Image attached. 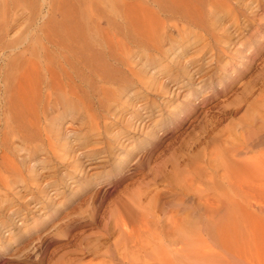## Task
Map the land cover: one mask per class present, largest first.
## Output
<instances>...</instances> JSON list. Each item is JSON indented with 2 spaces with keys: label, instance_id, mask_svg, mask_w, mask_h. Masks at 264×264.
I'll list each match as a JSON object with an SVG mask.
<instances>
[{
  "label": "rangeland",
  "instance_id": "rangeland-1",
  "mask_svg": "<svg viewBox=\"0 0 264 264\" xmlns=\"http://www.w3.org/2000/svg\"><path fill=\"white\" fill-rule=\"evenodd\" d=\"M28 1L0 8V72L58 62L89 108L62 97L45 106L46 130L70 144L26 151L41 186L0 201V264H264V193L197 179L264 120V0H238L234 19L208 6L216 0H194L191 34L143 28L144 4L163 17L154 0ZM57 22H80L84 38L64 40L56 32L76 30ZM131 149L143 167L118 183L115 160ZM82 162L84 174L73 173Z\"/></svg>",
  "mask_w": 264,
  "mask_h": 264
},
{
  "label": "bare ground",
  "instance_id": "bare-ground-1",
  "mask_svg": "<svg viewBox=\"0 0 264 264\" xmlns=\"http://www.w3.org/2000/svg\"><path fill=\"white\" fill-rule=\"evenodd\" d=\"M5 1L1 0L0 8L3 7ZM154 2L158 4L159 12H163V17L160 19L157 12L151 10L144 4L141 16L138 19L143 28H152L150 31L152 34L172 30L177 31L179 34H184L185 32L191 34L193 28L199 26L195 10H192L194 0L190 1L191 9L182 6L180 0H154ZM238 3V0H216L210 2L208 6L210 8L219 6L224 10L223 14L225 16L234 19ZM153 6L157 5L153 3ZM61 13L64 18H67L68 13H72V10L71 8H64L61 10ZM70 26L73 27L70 28ZM63 27L69 30H76L73 33L56 32L61 38L64 39L65 37L64 40L69 41L80 37L84 38V32L81 31L82 26L80 22L67 26L57 22L56 28L63 29ZM143 34L147 36L145 30ZM14 62L15 64L13 66L16 65L17 61ZM51 62H38L34 59H26L20 62L21 64L18 65L17 69L11 66L3 72H0V82L2 83L0 86L1 203H6L9 193L18 190L22 186L24 190L30 191H33L32 186H35L37 189L41 186L36 177H40L41 174L38 173L39 171L35 168L34 164L30 165L31 163H28L26 165L24 162L29 155L26 151L46 149L49 153H52L57 148L65 151L70 144L63 137L59 138V132L55 125L52 126L51 130L48 127L46 130L43 118L45 106L53 98L62 97L73 104L89 108L86 91L82 88L81 84H77L75 73L65 69L58 62ZM138 65L139 63L135 62V67ZM106 67L107 65L103 64L98 66L97 69L101 71ZM128 73L132 76L133 70H129ZM1 95L4 97L1 98ZM86 112L90 119L95 117L92 110ZM178 116L181 115L177 114L175 117L177 118ZM169 123L172 124V120ZM172 126L177 128L175 123ZM253 135L254 137L250 140L240 144V149H236L235 151L233 149L231 153L229 152L231 156L228 159H224L221 162L220 160L222 158L220 157L219 162H214V165L210 164L212 167L210 175L203 174L198 176L197 179L203 181L204 177L209 176V180H217L219 187L225 186L228 190L264 193V153L259 154V156L257 154H251L250 157L249 155L264 146V120L257 128L256 133L253 132ZM117 136L115 133L112 135L113 143L119 145ZM157 136V133L154 131L149 133L150 138L156 139ZM112 149L114 148H107V154ZM139 149L138 152L140 151ZM132 150L119 160H115V170H118V172L117 174L114 173V176L117 178L118 183L124 182L143 167L137 159L138 154H134L135 152ZM17 153L20 155H16ZM10 154H13L14 159L8 156ZM110 154L113 153L111 152ZM254 155L257 157L253 158L252 156ZM86 157L88 159L91 158L90 155ZM134 160H136L134 163V166H136L135 170L133 173L124 176V170ZM89 165H92V163ZM83 168H87L84 162L76 163L72 170L75 174H84V170L82 171ZM118 177L120 178L118 179ZM182 196L183 198L186 196L185 191L182 192ZM227 204H233L232 200H227ZM199 218L201 219V216ZM186 231L187 227H183L181 236L178 239H185L188 235L185 233Z\"/></svg>",
  "mask_w": 264,
  "mask_h": 264
}]
</instances>
